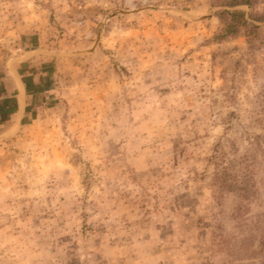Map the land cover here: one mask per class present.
Masks as SVG:
<instances>
[{
    "label": "rangeland",
    "instance_id": "obj_1",
    "mask_svg": "<svg viewBox=\"0 0 264 264\" xmlns=\"http://www.w3.org/2000/svg\"><path fill=\"white\" fill-rule=\"evenodd\" d=\"M216 11L0 0V264H249L215 233L261 250L213 158L260 132L264 50L247 63L244 38L216 43ZM258 185L250 221L264 164Z\"/></svg>",
    "mask_w": 264,
    "mask_h": 264
},
{
    "label": "trees",
    "instance_id": "obj_2",
    "mask_svg": "<svg viewBox=\"0 0 264 264\" xmlns=\"http://www.w3.org/2000/svg\"><path fill=\"white\" fill-rule=\"evenodd\" d=\"M212 8L217 9L215 16L220 22V29L214 37L218 44L229 42L234 39L244 38L247 51L244 54L247 63H256V56L264 50V0H211ZM216 58L217 55H214ZM244 58H242L243 60ZM241 66L240 60L235 62ZM259 117H254V124L260 132L254 137H248L249 147L241 155L235 142L228 147L218 144L220 150L213 160L217 168L213 178V185L221 191L232 193L240 199V204L234 211V219L238 221L237 229L247 231L250 234L251 244L261 238V250L245 249V241L240 246L233 244L230 239L222 234H214V248L229 251L230 256L250 252L249 264H264V213L256 220L250 221L247 217L249 205L255 202L259 196L258 177L261 166L264 164V90L259 94ZM224 147V149H223ZM233 155V157H229ZM218 240V241H217ZM245 247V248H244ZM240 260V259H239ZM258 261V262H256ZM224 264H234L225 262Z\"/></svg>",
    "mask_w": 264,
    "mask_h": 264
}]
</instances>
